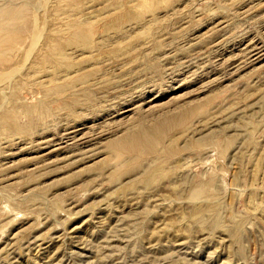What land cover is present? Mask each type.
Masks as SVG:
<instances>
[{
  "label": "rangeland",
  "instance_id": "rangeland-1",
  "mask_svg": "<svg viewBox=\"0 0 264 264\" xmlns=\"http://www.w3.org/2000/svg\"><path fill=\"white\" fill-rule=\"evenodd\" d=\"M0 73V264H264V0H0Z\"/></svg>",
  "mask_w": 264,
  "mask_h": 264
},
{
  "label": "bare ground",
  "instance_id": "bare-ground-1",
  "mask_svg": "<svg viewBox=\"0 0 264 264\" xmlns=\"http://www.w3.org/2000/svg\"><path fill=\"white\" fill-rule=\"evenodd\" d=\"M18 68H19V67H18ZM8 73H9V72H8ZM0 74H1V73H0ZM6 74H7V73H6ZM8 75H9V77H10V74H8ZM8 75H7V76H8ZM0 76L2 77V74H1ZM5 76H6V75L4 74V78L6 79L7 77H5ZM9 77H8V78H9ZM1 79H2V78H1ZM0 82H1V81H0ZM1 83H3V82H1ZM143 133H144V135H145V131H144ZM143 133H142V134H143Z\"/></svg>",
  "mask_w": 264,
  "mask_h": 264
}]
</instances>
